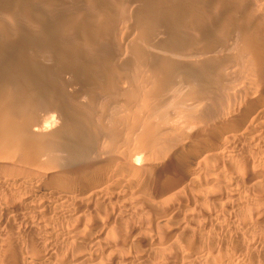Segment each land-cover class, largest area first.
Instances as JSON below:
<instances>
[{
  "label": "rangeland",
  "instance_id": "374dc122",
  "mask_svg": "<svg viewBox=\"0 0 264 264\" xmlns=\"http://www.w3.org/2000/svg\"><path fill=\"white\" fill-rule=\"evenodd\" d=\"M3 1L1 0L0 20L8 22V37L11 39L8 38V83L10 84L8 85V102L20 103L9 107L7 129L0 128V167L12 169L25 179L32 180L39 177L49 179L59 177V175L62 177L80 161L92 158L95 151L114 150L115 148L125 151V148H127L126 152H128L134 150L133 145L135 143L136 147L137 142H135V139V143L133 142L134 136H131L132 139L128 137L129 134L126 133L127 131L124 128L121 129V134L125 131L124 135L122 134L118 140L109 137L110 134L107 128L111 126L115 117L102 116V113L105 112L104 100L99 98L95 102L91 101L89 95L84 92L85 87V91L89 89V79H78L75 75L82 70L83 63L87 64V62L95 60L103 54H116L118 56L116 63L123 64L125 62L128 65H133L130 69L136 70L134 66V62L137 60L135 54L137 50H140L146 56L175 60L177 69L181 70L179 72L193 73L194 81L200 84L197 91L194 92V85H186L180 87L181 92L179 94L174 95L170 91H166L161 98L158 114L161 119H166V123H161L156 129L157 132L161 131L166 138L177 136V134L183 133L184 130H188L185 119L179 118L180 116L177 115L179 111L184 109L193 111L195 109L194 113L205 112L211 114L213 112L212 115L214 113L221 115L229 110L239 95L241 97L248 91L258 88L250 52L244 50L240 44H235L231 48L226 46L229 38L226 31L230 23L216 25L211 22L215 15L214 7L218 4L217 0H200V2L199 0H175L174 2L177 7L195 10L197 12L196 17L202 14L203 9H206V13L202 15L207 22L213 23L212 31H210L209 26L205 29L209 33H206L205 30L202 31V35L207 38L206 41L213 43V47L209 49H204L201 43L192 44L189 41V36H193L196 29L190 25L193 23V18L182 14L183 9H180V12L174 15L173 20L166 18V8L172 4L170 0ZM20 2L27 3L28 7L30 6L32 10L37 11L34 12L35 14L38 15L39 12L40 15L38 16L41 18L38 17V20L41 21L39 26L34 20L36 15L32 13L34 17L31 16L30 18L29 15L22 12ZM119 4H121L122 10L118 7ZM109 5L111 7L108 9ZM115 7L118 8L115 9ZM23 29H26L24 34H22L25 31ZM27 29H30V31L28 32ZM11 37L16 40L12 41ZM24 43L26 46L32 43L34 48L24 47ZM171 50H176V52H171ZM77 59L78 63H76ZM42 62H44L45 67L43 70L38 68V65ZM26 68H29V70L26 71ZM56 71L58 73H55ZM43 83H46V85ZM53 88L55 90H52ZM204 88H206V92L203 90ZM140 91H143V89L140 88ZM193 93L195 97L189 99V94ZM234 94H237V97L236 95L233 97ZM209 97L210 100L213 99L212 102L208 100ZM27 99L32 102L25 104ZM156 100L154 99V101ZM56 102H60L62 105L65 104V112L62 115L65 116L63 118L52 109L50 110L49 106ZM179 102H185L186 104L184 103L181 106L178 105ZM137 104L138 108H135L134 113L135 118L138 117V114L140 116L142 112V115H144V118L140 116L142 119L137 118L140 119L139 122L148 118H153L156 122L157 118L149 114L148 108L142 107L141 101H138ZM213 109L221 111L216 113L217 110L214 111ZM21 124H25L27 127L22 132L20 130ZM139 126L141 127V125ZM138 131L141 135L140 128H138ZM31 133H34L32 136H38L45 142L52 141V144H49L53 146L51 149L53 151L49 152L50 154H47V152L39 153L30 159L24 158L22 152L27 149L24 145H26L25 143L28 144L27 141H30ZM137 136L140 138L139 134L135 138ZM7 143L8 147H5ZM228 151L222 157L208 159H205L204 156L201 157V160H205H202V164L204 163L203 165L206 166L205 162L208 161V167L212 170L206 166L208 169L198 171L192 178L194 182L206 183L205 189L199 192L198 195L191 192L189 186H185L183 188H172L160 196H156V201L154 197H150L144 200L131 201L132 204H128V206L127 203L119 204L112 201L106 203L105 207L100 205L99 201L85 197L88 200L87 202L85 198L83 199L85 204L91 206L86 205L88 209L84 207L79 211L80 213L78 212L79 214L68 217L69 221L66 220L67 217L55 219V230L68 232L71 239L81 246H84V242H88L87 238L90 239V236H92L97 241L93 247V252L95 251V255L98 254L97 257L101 264H107L110 261L109 264L115 262L159 264L162 261L159 258L160 254L168 253L167 250L174 248L177 249V251L173 250L174 252H180L184 249L183 243L186 240H192L194 237L202 243H206L208 240L209 242L214 240L215 244L217 242V247L214 248L216 261L213 263V260H215L213 259L212 264H218V260L220 264V261L223 262L228 259L235 261L236 264L237 262L238 264L242 262V264H264V229L261 230L262 232L254 230L253 233L251 232L252 234L242 235V224L247 217L249 220L252 218L251 213L253 211L251 212V208L249 211L247 209L241 211L235 210L236 208L233 209V207H237L239 202H232L231 197L226 195V182L224 181L227 179L228 182L233 181L242 186L251 171H263L264 173V146L261 144L248 145L240 151L233 148ZM153 157L155 158V156ZM213 159L215 162L218 161L220 165L214 164ZM149 162L153 163L155 159L151 160L147 155L145 160L142 156L139 163ZM211 163L213 167L216 166L215 169L211 166ZM244 165H247L250 169L247 166L245 168ZM47 173H50L51 176L45 177ZM252 192H250L252 195L248 197L249 199L255 200L256 197L254 196L259 197L262 194L264 197V189H257L256 187ZM194 198L196 199V206L193 201ZM262 200L264 201V198ZM225 202L227 205H225ZM261 203L263 202L261 201ZM120 205H124L127 211L124 210V206H121L122 209ZM164 213L167 217L172 216L171 223L159 222ZM77 215H79V218L76 217ZM80 215H83L82 218ZM109 215H111L110 219ZM99 216L100 218H98ZM249 216L251 217L249 218ZM248 219L246 222H248ZM112 221L117 224L114 225ZM105 222L108 226L102 233L103 236H97L95 229H99L97 226H102ZM84 223L89 225V228H86ZM13 226V229L12 227L8 229V237H4L5 232L2 234L3 236L1 235L0 250L1 248L3 250L6 242L10 241L12 244L8 243V246L18 244L15 248L20 250L23 257H27L31 240L42 244V247L46 246L47 235L38 229L36 225H30L27 221L20 220ZM118 232L121 234L120 236L117 234ZM159 239L160 242L169 247L165 249L167 252L163 250V253L162 251L159 253L150 245ZM254 242H262V245L250 254H237L238 251L236 252L234 249L239 247L240 244L244 248H249L252 244H255ZM74 244L76 243L74 242ZM21 246H23L22 249ZM25 247L28 249H23ZM173 251L170 253H173ZM219 254H222V258L219 257ZM225 256L227 260L224 258Z\"/></svg>",
  "mask_w": 264,
  "mask_h": 264
},
{
  "label": "bare ground",
  "instance_id": "6f19581e",
  "mask_svg": "<svg viewBox=\"0 0 264 264\" xmlns=\"http://www.w3.org/2000/svg\"><path fill=\"white\" fill-rule=\"evenodd\" d=\"M217 1L218 4L214 7L215 15L213 16V21L211 22L216 25L230 23L226 31L229 37L227 40L228 44L226 46L231 48L235 44H240L244 50H248L250 52L251 63L254 67L253 69L257 78L258 88L253 91H248L241 97L240 95L237 97V94H234L233 97L236 95L237 100H234L229 110L221 115H217L215 113L212 115L213 112L210 109V112H212L211 114L205 112L194 113L193 111L195 109L193 111L186 109L179 111L177 115L180 116L179 118L185 119L188 124V130H184L183 133L181 132L177 134V136L166 138L161 131L157 132L156 129L161 123H166V119H161V116L158 114L161 98L166 91H170L171 94L174 95L179 94L181 92L180 87H185L186 85H194V92L197 91V89L200 88V84H197L196 81H194L195 79L193 73L179 72L181 70L177 69L175 60H171L170 58L158 59L157 57H150L149 55L146 56L142 54L140 50H137L135 54L137 58L134 62L136 70L130 69L133 65H128L125 62L123 64H118V62L116 63L118 56L113 53L103 54V56H99L97 59L94 58L95 60L87 62V64L83 63L82 70L78 71L75 75L78 79H89V89L85 91L86 87L84 88L85 94H88L93 102L99 98L104 100L105 112L102 113V116L109 115L115 117V119L113 118L114 121L111 119L113 123L107 128L108 133L110 134L109 137L118 140L119 137L127 131V134H131L130 136L126 134L128 137L131 138L132 135L134 136L133 142L135 139V142H137L138 145H136V147L138 148L135 147L136 143L134 142V150H130L128 152H126L127 148H125L126 150L124 149L125 151L120 148H115L114 150L95 151L93 152L92 158L80 161L69 169L65 176L61 177V175H59V177H51L49 179L39 177L28 180L12 169L0 167V237L4 232V237H8L9 227H12L20 220H25L30 223V225H36L38 229L42 230L44 234L47 235V243L45 247H42V244L35 243L31 240L30 250L28 248L27 250L26 247L23 248L29 253L27 257H23L20 250L15 248L18 244L15 243L14 246H8V243H12L7 241L4 245V249L2 250L1 248L0 250L2 251L0 252V264H101V261L98 260L97 257L98 254L95 255V251L93 252V247L97 242L95 241L96 239H93L92 236H90V239L89 237H86L88 242L85 241L84 246H81L80 244L77 245V242L71 239L68 232H61L62 230L58 232V230H55L54 220L62 217H67V219H65L68 220V217L76 215L84 207L87 208V206H91L87 205V203L85 204V201L83 200L85 197L97 200L100 202V205H104L105 207L106 203H111L112 201H115L116 203L118 202L119 204L127 203L128 206V204H132L131 201H139L141 199L144 200L150 197L155 198L172 188H183L185 186H189L190 191L198 195L199 192L205 189L206 183H202L201 181L198 183L194 182L192 178L198 171L204 170L206 166L208 167V161L205 162L206 166L203 165L204 163L202 164V162L205 161L203 159V161L201 160L202 156H204L205 159L222 157L224 154L229 152L228 150L230 148L240 151L248 145L261 144L264 146V0ZM174 2L175 0H170V3L172 4L168 5L166 8L167 19L173 20L174 15L178 14L180 9H183L181 7H177ZM20 6L22 12L29 15L30 18L33 14L36 15L37 18L35 17L36 19L34 18V20L38 23V26L41 24V21L38 20V17L41 19L40 16H38L40 15L39 12L38 15L35 14L34 12L37 11L32 10L30 6L28 7L27 3L25 4L20 2ZM110 7L111 6L109 5L108 9ZM118 7L122 10L121 4H119ZM118 7H115V9ZM1 10L2 4L0 0V11ZM181 12L183 15L193 18V23L190 25L196 29V33L193 36H189V41H191L192 44L201 43L204 49L213 47V43L207 42L206 36L202 35V31L207 29L208 26L210 27V31H212L213 27V23L207 22L202 15L206 13V9H203L201 12L202 14H199L197 17V12L191 8H184ZM20 29L22 30V28ZM23 30L25 31H23L22 34L26 33V29ZM27 30L28 32L30 31V29ZM19 32L21 33V31ZM8 33V22L0 20V128L4 129H7L8 127L9 107L20 103L8 102V85H10L8 83ZM206 33L209 32L206 31ZM9 40L11 39L9 38ZM15 40L12 38V41ZM29 45L26 46L25 44L24 47H28L30 49L34 48L32 43ZM171 52H176V50H171ZM43 63L44 62L38 65V68L41 70L45 69ZM76 63H78V59ZM27 70H29V68H26V71ZM30 71L28 72L31 73ZM55 73L58 72L56 71ZM44 85H46V83ZM140 88L143 89V91H140ZM205 89L206 88L203 90ZM52 90H55V88ZM189 95V99H193L195 97L194 93ZM154 99L157 100L154 101ZM27 100L25 101V104L32 102L29 99ZM208 100H210V97ZM212 100L210 101L212 102ZM138 101H141L142 107L148 108L151 116L157 118L156 122H154L153 118L144 119L139 122L140 119H142L140 116L144 118V115H142L143 112L140 116L138 114V117L136 116L135 118L134 113L135 108H138ZM179 103L180 104L178 105L183 106L185 102ZM64 105L60 104V102H56L51 104L49 107L50 110L52 109V111L58 113L59 116L63 118L65 116H62L65 112ZM218 110L216 113L221 111ZM137 118L140 119L138 120ZM139 125H141V127ZM20 128L21 132L27 129L25 124H21ZM123 128L125 131L121 134V129ZM138 128L141 130V135H143L142 138ZM137 134H139L140 138L138 136L135 138ZM30 135V141H27L28 144L25 143L26 145H24L27 149L22 152V156L24 158L30 159L34 158L39 153L47 152L48 154L53 151L51 150L53 146L50 145L52 144V141L45 142L38 136H32L34 133H31ZM130 138H128V140H130ZM5 147H8V143L5 144ZM147 155L148 158H151V160L155 159V162L140 164L139 162L142 159V156L145 160ZM153 156H155V158ZM53 161L54 160L52 159V162ZM216 163L218 164V161L214 164ZM211 166L213 167V164ZM245 166L247 165H244V167ZM215 167L213 168L215 169ZM248 169L250 168L248 167ZM246 174L248 175L247 172ZM49 176H51V174L47 173L45 177ZM246 179V182L244 181L245 184L242 186L234 183L233 181L228 182L227 179L224 180L226 182V195L231 197L232 202H239L237 203V207L235 206L233 209L236 208L235 210L240 211L247 209L249 211L251 208V212L253 211L251 213L252 218L249 216V220L247 217L248 222H246L247 219H245L246 221L242 224V235H248L249 233L252 234L254 230L262 232L261 230L264 229L263 194L259 197L254 196L256 197L254 198L255 200L248 198L252 195L250 192H252L254 188L257 187V189H264V173L263 171H251ZM225 182L223 183L225 184ZM195 189L196 191H194ZM85 199L88 202L87 198ZM193 201L196 206V199L194 198ZM261 201L263 203H261ZM201 203L200 205H202ZM225 205H227V203ZM121 206L122 205H120V207ZM123 208L126 210L125 206ZM110 216L111 215H109V219ZM76 217L79 218V215ZM166 217V213H164L159 222L166 224L171 223L172 216L170 215L169 217ZM98 218H100V216ZM106 224L107 222L102 224V226H97V228H99L95 229L97 236L99 235L101 237L106 226H108ZM113 224L111 223L112 226ZM116 224L117 223L114 225ZM85 227L89 228V225H86ZM95 232L93 233L95 234ZM107 232H109V230ZM117 234L119 236L121 235L119 232ZM132 240L134 241L135 239ZM74 242L76 244H74ZM150 245H152L153 249L159 251V253L161 251L163 253L168 247L165 243L160 242V239ZM260 245H262V242H257L252 244L249 248H244V246L240 244L239 247H235V245L234 249L236 252L238 251L237 254L240 253L241 255H246L252 253L253 250L257 249ZM182 246L184 249L181 251L178 250L180 252H174L173 250L177 251V249L174 248L171 249L173 253H170L172 251L169 249L167 250L169 251L168 253H163L164 255L160 254L161 256L158 257L161 258L162 261H159V264H212V260L215 259L214 257L216 256V251L214 252V248L217 247V242L215 244L214 240L211 242L208 240L206 243H202L199 239L194 237L192 240H186ZM22 247L23 246H21V249ZM26 250L24 251L26 252ZM221 255L219 254V257H221ZM224 258L226 259V256ZM227 258H229V256H227ZM238 260L240 261L239 258ZM214 261H216V259L213 260V263ZM124 263L125 262H115L114 264ZM220 264L236 263L235 261L228 259L227 261H220Z\"/></svg>",
  "mask_w": 264,
  "mask_h": 264
}]
</instances>
